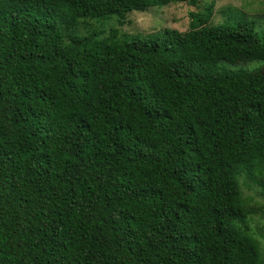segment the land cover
Masks as SVG:
<instances>
[{
    "label": "trees",
    "instance_id": "obj_1",
    "mask_svg": "<svg viewBox=\"0 0 264 264\" xmlns=\"http://www.w3.org/2000/svg\"><path fill=\"white\" fill-rule=\"evenodd\" d=\"M199 0H0V264H263L264 34L235 19L65 42L69 17Z\"/></svg>",
    "mask_w": 264,
    "mask_h": 264
},
{
    "label": "rangeland",
    "instance_id": "obj_2",
    "mask_svg": "<svg viewBox=\"0 0 264 264\" xmlns=\"http://www.w3.org/2000/svg\"><path fill=\"white\" fill-rule=\"evenodd\" d=\"M208 0H199L197 5L169 3L164 6L149 7L146 10H132L126 13L123 23L118 24L114 15L105 18L66 17L61 22V32L65 42L73 38L88 37L89 41L119 42L124 34L149 35L166 28L185 31L189 28L190 13L202 10ZM235 19H246L255 23L257 32L264 34V0H215L212 17L207 25H216ZM219 65L227 70L249 73H264V60L230 63L221 61ZM241 196L246 201V214L238 220L241 230L248 231L258 241L264 264V188L253 182L245 173L238 175Z\"/></svg>",
    "mask_w": 264,
    "mask_h": 264
}]
</instances>
